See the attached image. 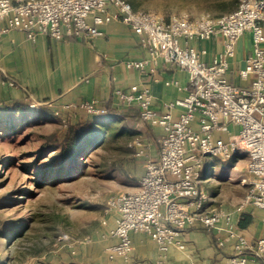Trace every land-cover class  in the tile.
I'll return each mask as SVG.
<instances>
[{"label": "built area", "instance_id": "2783aa9c", "mask_svg": "<svg viewBox=\"0 0 264 264\" xmlns=\"http://www.w3.org/2000/svg\"><path fill=\"white\" fill-rule=\"evenodd\" d=\"M113 21L129 25L154 59L186 70L189 85L187 95L165 102L161 111L152 107L153 93L147 85L114 90L120 105L137 107L140 118L162 127L163 133L157 156L146 155V145L138 135L130 143L137 156L146 155L144 172L134 190L107 200L105 216L116 213L109 231L116 242L107 247L108 258L129 260L134 232L151 237L159 256L165 257L172 248L185 249L184 231L199 225L219 233L220 245L235 239L230 264L250 260L264 264V230L250 241L238 232L234 217L253 204L262 210L264 222V0H238L232 11L197 16L187 11L166 16L136 8L129 0H0V38L18 30L32 40L39 34L57 41L71 36L92 39L103 33L102 25ZM246 31L251 33L254 50L239 70L241 78L252 77L251 84L243 86L233 83L227 72L237 41ZM216 34L223 35L224 48L207 62L203 58L206 49L194 41ZM126 64L144 71L147 61ZM69 106L92 116L111 111L96 100ZM59 118L65 122V117ZM227 122L239 125L238 133L228 140L216 135ZM240 153L247 157L251 177L246 195L232 210L208 209V195L200 186L206 157L226 161ZM107 221L104 217L102 223Z\"/></svg>", "mask_w": 264, "mask_h": 264}, {"label": "crops", "instance_id": "0c3cea01", "mask_svg": "<svg viewBox=\"0 0 264 264\" xmlns=\"http://www.w3.org/2000/svg\"><path fill=\"white\" fill-rule=\"evenodd\" d=\"M101 29L103 33L92 39L71 36L60 41L46 34H39L32 40L18 30L3 35L0 38V120L28 113L57 120L55 113L58 112L59 116L68 117L71 123H75L93 116L69 105L96 100L112 111L125 113L122 122L131 124V136L141 137L146 145V155L157 156L162 127L142 120L137 107L120 105L114 90L132 84L147 85L153 93L152 107L161 111L165 102L187 95L189 74L161 58L154 59L150 49L139 43L138 36L129 25L113 21L102 25ZM194 44L206 49L203 58L212 62L223 51L224 37L216 34L207 40L194 41ZM253 50L251 33L246 31L237 41L234 56L229 59L227 75L233 83L251 84L252 77L241 78L239 70L246 66ZM129 60L147 61L145 70L128 67L126 63ZM194 124L197 126V122ZM238 131V124L227 122L216 131V135L228 140ZM146 155L134 153L135 170L132 171L137 180L144 172ZM246 167L247 157L243 153L226 161L216 156L206 157L200 186L208 195V209L232 210L239 205L251 179ZM240 177L242 183L239 182ZM136 185L125 191L134 190ZM240 186L243 191L238 189ZM234 217L238 232L245 238L254 241L262 235L264 222L259 207L248 204ZM115 218L116 213H109L107 224H103L95 236V242L99 243L97 245L106 257L107 247L116 242V238L108 233L115 225ZM182 238L186 243L185 249L172 248L165 257H160L157 243L151 237L134 232V249L129 260L117 257L109 259L106 264H230L235 239L220 245L219 233L199 225L187 228ZM92 243L94 241L83 244ZM76 256L79 263L83 260L89 262L93 259L91 247L84 251L78 249ZM247 264L262 263L250 260Z\"/></svg>", "mask_w": 264, "mask_h": 264}, {"label": "rangeland", "instance_id": "374dc122", "mask_svg": "<svg viewBox=\"0 0 264 264\" xmlns=\"http://www.w3.org/2000/svg\"><path fill=\"white\" fill-rule=\"evenodd\" d=\"M129 1L136 8L166 16L182 11L193 16L229 12L207 0ZM58 117L54 120L28 113L0 120V264L109 261L95 236L107 217V200L136 185L132 171L135 146L130 143L137 135L123 130L121 121L104 120L99 124L103 129L100 144L88 149L77 164L61 165L58 159L44 170L55 151L42 146L54 139L53 135L61 139L71 123L68 117L65 122ZM87 240L94 243L84 245L90 242ZM90 247L93 259L77 262L78 249Z\"/></svg>", "mask_w": 264, "mask_h": 264}, {"label": "trees", "instance_id": "16d2710c", "mask_svg": "<svg viewBox=\"0 0 264 264\" xmlns=\"http://www.w3.org/2000/svg\"><path fill=\"white\" fill-rule=\"evenodd\" d=\"M207 1L215 2L228 11L234 10L238 5V0ZM124 115L125 113L111 110L107 115L100 117L93 116L75 123H70L61 139L53 135L54 139L49 140L42 146L44 150L52 149L55 151L53 160L46 163L43 169L49 170L58 159H60L61 165L67 162L70 164H77L78 158L84 156L88 149L100 144V134L103 129L99 127V124L104 122V120L122 122L124 120ZM121 128L126 131H132L130 125L126 121L122 122ZM241 225H243V223H241Z\"/></svg>", "mask_w": 264, "mask_h": 264}, {"label": "water", "instance_id": "95a60500", "mask_svg": "<svg viewBox=\"0 0 264 264\" xmlns=\"http://www.w3.org/2000/svg\"><path fill=\"white\" fill-rule=\"evenodd\" d=\"M95 117H100V116H95Z\"/></svg>", "mask_w": 264, "mask_h": 264}]
</instances>
